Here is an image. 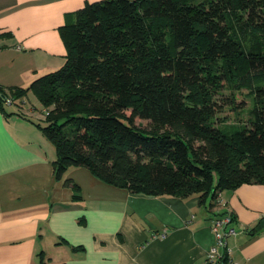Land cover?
<instances>
[{
	"label": "trees",
	"instance_id": "1",
	"mask_svg": "<svg viewBox=\"0 0 264 264\" xmlns=\"http://www.w3.org/2000/svg\"><path fill=\"white\" fill-rule=\"evenodd\" d=\"M73 17L59 29V68L0 87L3 111L4 97L28 92L43 106L35 125L54 146L57 179L84 167L132 193L197 195L208 208L223 191L264 184V0H95ZM241 88L248 122L226 131L217 115Z\"/></svg>",
	"mask_w": 264,
	"mask_h": 264
},
{
	"label": "crops",
	"instance_id": "2",
	"mask_svg": "<svg viewBox=\"0 0 264 264\" xmlns=\"http://www.w3.org/2000/svg\"><path fill=\"white\" fill-rule=\"evenodd\" d=\"M91 1L0 0V87L24 88L59 68L66 54L59 29ZM3 107L0 264H204L210 223L223 209L235 218L237 234L227 240L234 261L264 264V224L255 229L264 222L263 183L223 191L208 208L197 195L132 193L84 167L57 179L52 143L16 107ZM66 179L79 186V199Z\"/></svg>",
	"mask_w": 264,
	"mask_h": 264
},
{
	"label": "rangeland",
	"instance_id": "3",
	"mask_svg": "<svg viewBox=\"0 0 264 264\" xmlns=\"http://www.w3.org/2000/svg\"><path fill=\"white\" fill-rule=\"evenodd\" d=\"M198 2L200 0H193ZM229 90H223L220 98H224L229 94ZM235 102L234 105H224L222 110L218 113L219 118L217 124L221 126L226 131H230L240 124L247 123L249 117V110L252 106V96L247 88H241L234 92ZM21 98L14 100L11 104L4 103L6 108L16 107V112L22 118H25L34 124L41 123L45 124V114L43 111V106L33 95V93L23 96ZM220 99V101H221ZM235 106V107H234ZM36 122V123H35ZM136 123L141 126H146L148 124L147 120L136 119ZM210 197H208L209 199Z\"/></svg>",
	"mask_w": 264,
	"mask_h": 264
},
{
	"label": "built area",
	"instance_id": "4",
	"mask_svg": "<svg viewBox=\"0 0 264 264\" xmlns=\"http://www.w3.org/2000/svg\"><path fill=\"white\" fill-rule=\"evenodd\" d=\"M4 102L11 104L13 101L10 97H4ZM216 200L218 204L222 202L220 194H217ZM210 229L214 235V243L205 253L204 264H238L232 258V249L227 242L229 237L237 234L229 211L221 216L216 215L210 223Z\"/></svg>",
	"mask_w": 264,
	"mask_h": 264
}]
</instances>
